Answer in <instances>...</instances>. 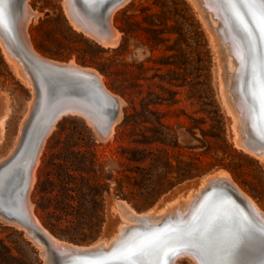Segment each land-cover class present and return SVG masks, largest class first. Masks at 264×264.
Segmentation results:
<instances>
[{
  "label": "rangeland",
  "instance_id": "374dc122",
  "mask_svg": "<svg viewBox=\"0 0 264 264\" xmlns=\"http://www.w3.org/2000/svg\"><path fill=\"white\" fill-rule=\"evenodd\" d=\"M29 4L38 11L28 25L35 47L52 58L74 57L96 68L123 100L107 139L78 114L60 117L46 137L29 196L52 233L78 243L114 234L121 219L116 200L124 197L116 193L117 178L135 174L126 169L133 163L122 149L136 145L159 147L163 155L149 179L144 177L154 184L123 187L130 196L125 200L136 210L159 211L218 170L227 171L264 208V161L233 141L221 53L191 0L124 1L112 16L120 36L110 46L74 29L62 0ZM30 96V85L0 47V156L9 149ZM153 134L160 138L145 143L144 137ZM167 158L169 167L163 163ZM151 162L146 156L141 164ZM188 171L194 174L167 190L160 188L162 181ZM81 176L102 184L101 194L94 196L86 186L72 189ZM179 263L193 264L188 258ZM0 264L48 263L23 227L0 218Z\"/></svg>",
  "mask_w": 264,
  "mask_h": 264
},
{
  "label": "water",
  "instance_id": "95a60500",
  "mask_svg": "<svg viewBox=\"0 0 264 264\" xmlns=\"http://www.w3.org/2000/svg\"><path fill=\"white\" fill-rule=\"evenodd\" d=\"M23 1L6 0L3 5L0 33L4 38L10 37L9 47L16 51L31 68L38 89L35 105L12 161L9 164L0 163V214L19 219L29 225V217L25 215L22 204L27 186V167L30 162L24 168L22 163L37 150L49 123L56 119L60 111L58 106L60 98L47 101L58 96L51 92L55 86L51 79L54 73L50 72L52 70L48 68V65L36 59L24 47L16 32V20ZM120 1L103 0L101 3L99 0H74V3L83 15L94 19L97 23L99 18L93 17H104L106 10H110ZM217 1L221 6L224 21L242 51L244 62L240 75L241 95L246 101L249 122L253 127L249 143L264 144V139L261 138L264 136V100L261 98L260 91L261 84L264 82V20L261 19V10L264 5L241 3L240 0ZM92 81L95 84V91H92L93 100L101 104L107 94L96 77L92 76ZM42 84H46L48 92H42ZM43 100L49 105L48 108L45 106V110ZM119 111L118 99L113 97V105L110 106L107 115L104 113L98 115L105 121V124L103 123L99 128L100 135L103 136L109 123L119 117ZM5 165L8 167L6 170ZM222 186L223 189H220ZM117 198L126 199L121 196ZM194 210H197L198 214L186 221H179L180 219L174 216L159 224L142 222L140 226L133 228L129 235L124 234L118 241L113 240L108 247L80 251L57 250L49 244L48 251L55 264H112L122 259L128 260L130 264H170L172 253L185 246L195 251L202 264H244L249 255L252 258L255 257L254 259L264 258V250L260 248L248 252L239 260L231 259L229 256V249L244 233L264 238V231H262L264 221L233 187L218 182L203 193L198 203L194 205ZM195 236L200 237L199 241L193 239ZM63 251L70 254L60 257Z\"/></svg>",
  "mask_w": 264,
  "mask_h": 264
},
{
  "label": "bare ground",
  "instance_id": "6f19581e",
  "mask_svg": "<svg viewBox=\"0 0 264 264\" xmlns=\"http://www.w3.org/2000/svg\"><path fill=\"white\" fill-rule=\"evenodd\" d=\"M126 0H121L114 5L110 10H106L104 17L99 18L95 23L94 19H89L78 9L74 0H62L65 14L70 25L77 31L82 32L86 36L94 39L103 46H110L116 44L119 39L120 32L112 21V16L115 9ZM199 11V15L206 26L210 29L212 37L218 46L221 53V63L223 66V92L224 100L228 111L232 115V128L234 131L233 141L238 146L242 147L247 152L260 158L264 161V144L252 145L250 142L253 128L249 122L248 111L246 108V101L241 95L240 75L243 71V56L238 42L233 38L229 26L226 24L221 11V6L217 0H191ZM37 10L29 4V0H24L20 9V13L16 20V32L24 47L42 63L48 65V68L54 74L51 76L54 88L51 90L53 94L58 96L48 99L47 101L60 98L59 112L56 119L51 121L40 139L38 148L34 153H31L24 162L22 168L27 167L28 177L27 186L24 191L23 209L25 215L29 217L30 224L26 225L21 220L7 217L0 214V218L5 221L12 222L24 228L25 232L32 238V240L40 245V251L45 261L48 264H55L54 260L48 251L49 244L57 250H88L96 247H108L113 240H119L124 234L129 235L130 231L140 226L142 222L159 224L167 218L177 216L179 221H186L192 216H196L197 210H194V205L198 203L203 193L210 187L216 185L218 182H223L233 187L248 203L256 215L264 221V208L247 192L245 191L225 170H218L212 174H208L198 184V186L189 191L183 198H177L169 205L159 211L136 210L125 199H117L115 208L119 211L121 217L117 225V229L109 239H97L92 243H78L69 239L61 238L52 233L40 220L35 213L33 203L30 200V188L36 177V166L39 163L40 152L44 145L45 139L54 128L56 121L66 114H78L83 116L87 122L94 128L96 133L102 139H107L113 132L115 119L108 125L106 133L100 135L99 128L105 121L98 116L101 113L107 115L110 111V106L113 105V97L118 99L119 107L123 102L122 98L114 93L105 83L102 73L94 67L82 65L72 57L68 60H59L41 53L34 45L31 35L28 30L29 22L33 15L37 14ZM103 22V23H102ZM7 39V40H6ZM9 41V42H8ZM11 43L10 37L4 38L0 33V47L5 57L13 63L15 71L21 76L31 88V96L27 102L26 109L22 115L16 130L14 139L9 149L0 156V163H10L15 155L24 127L28 121L31 111L36 102V93L38 86L36 85V78L32 73L31 68L26 65L24 59L19 57V54L14 52L9 46ZM41 75V73H40ZM44 75V74H42ZM92 76L96 77L99 85L107 94L103 98L102 103L98 104L93 100L92 91H95V84L92 81ZM45 77V76H44ZM46 84H42V92L46 90ZM55 90V91H54ZM57 91V92H56ZM90 96V97H89ZM46 98V97H45ZM47 101L43 100L44 110L45 106L48 108ZM42 106V105H41ZM102 110L104 112H102ZM120 114V111H119ZM102 116V115H101ZM0 120V125L2 123ZM6 164V165H8ZM5 165V167H6ZM4 167V168H5ZM8 167L5 168V170ZM4 170V171H5ZM223 189V186L220 188ZM200 203V202H199ZM188 247V246H187ZM190 253V254H189ZM70 254L63 251L60 257H65ZM188 258L193 264H202L200 258L192 248H180L174 251L170 257V264H180L179 260ZM247 261L244 264H264V258L254 259L251 255L247 256ZM244 261V260H243ZM112 264H130L128 260L122 259L114 261Z\"/></svg>",
  "mask_w": 264,
  "mask_h": 264
},
{
  "label": "trees",
  "instance_id": "16d2710c",
  "mask_svg": "<svg viewBox=\"0 0 264 264\" xmlns=\"http://www.w3.org/2000/svg\"><path fill=\"white\" fill-rule=\"evenodd\" d=\"M160 137L158 135H150V136H145L144 137V142L149 143L158 140ZM140 140V139H136ZM122 152L125 154L126 158L128 159L129 163H133V165H130L126 167V169L132 170L135 172V174H125V178H117V186H116V193L119 195H122L126 198H130V196L123 191V187L126 184L131 185L132 187H139V188H144L154 184V181H144L145 179H149V176L152 175L153 170L158 167L159 163L162 161L163 155H162V149L159 147H140V146H130V147H123ZM146 156H151L152 162L148 167H144L142 161L144 160V157ZM85 158L82 157L80 158V161L84 160ZM138 162V163H134ZM163 163L165 164L166 167H169L171 165L169 159L167 158L166 160H163ZM194 173H191L190 171L188 172H182L180 176H178L175 180L172 181H162L161 189L167 190L173 185L181 182L183 179L186 177L192 176ZM80 184L75 185L72 187V189H77V190H82L85 186L88 188L90 187L91 189H94V196H98L101 194L100 192V187L102 184H90L85 180L84 176H81L80 178ZM71 188V187H70ZM74 196V195H70ZM60 202H62V199H60ZM56 217L60 218L63 215L62 214H57L55 215Z\"/></svg>",
  "mask_w": 264,
  "mask_h": 264
},
{
  "label": "snow or ice",
  "instance_id": "6c2138e0",
  "mask_svg": "<svg viewBox=\"0 0 264 264\" xmlns=\"http://www.w3.org/2000/svg\"><path fill=\"white\" fill-rule=\"evenodd\" d=\"M6 0H0V25L3 22V5ZM99 2H103V0H99ZM241 3H260L264 5V0H240ZM261 19L264 20V8L261 10ZM261 98L264 100V82L261 84ZM264 139V136L261 137ZM264 231V230H262ZM194 240L199 241L200 237L195 236L193 237ZM256 248H260L264 250V238H258L253 236L251 233H244L236 243H234L231 248L229 249V256L231 259H242L248 252L256 250ZM190 254V253H189Z\"/></svg>",
  "mask_w": 264,
  "mask_h": 264
}]
</instances>
